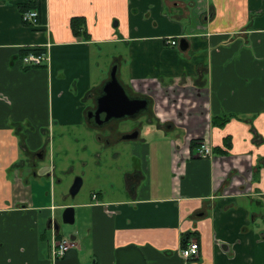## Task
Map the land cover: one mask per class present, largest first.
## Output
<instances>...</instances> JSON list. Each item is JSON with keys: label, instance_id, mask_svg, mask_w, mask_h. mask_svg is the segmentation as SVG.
<instances>
[{"label": "crops", "instance_id": "obj_1", "mask_svg": "<svg viewBox=\"0 0 264 264\" xmlns=\"http://www.w3.org/2000/svg\"><path fill=\"white\" fill-rule=\"evenodd\" d=\"M30 2L36 26L19 8ZM75 17L86 20L89 40L73 34ZM116 44L130 48V64L123 51L110 57L120 82L137 93L152 87L154 117L130 161L121 140L100 136L88 117L110 74L101 46ZM33 50L48 61L26 65ZM215 117L232 118L219 128ZM57 130L108 151L102 160L93 149L84 163L106 174L75 205L79 226L59 230L75 238L81 264H117V250L130 246L146 264H264V0H0V264L53 262V199L38 205L29 154L40 146L22 135L42 132L47 149ZM73 171L62 166L59 177L54 166L48 177L55 185ZM194 239L200 258L185 263L179 251Z\"/></svg>", "mask_w": 264, "mask_h": 264}, {"label": "rangeland", "instance_id": "obj_2", "mask_svg": "<svg viewBox=\"0 0 264 264\" xmlns=\"http://www.w3.org/2000/svg\"><path fill=\"white\" fill-rule=\"evenodd\" d=\"M192 10V9H191ZM164 14L173 15L168 10L163 11ZM185 22V21H184ZM183 22V23H184ZM153 27V24H152ZM102 48H105L104 57L102 60H100L102 63H104V67L109 71V73L112 71V60L110 57L115 55L116 57L119 56V53L122 52V60L125 63L129 61L128 63H131L130 60V48L127 47L124 44H116V45H102ZM117 49V52H114ZM107 51H111L110 54H107ZM122 63V62H121ZM125 63L123 64V74L126 76H123L122 80L125 79V81H128V72L126 71ZM90 118V117H89ZM72 137H66L65 140H62L60 138V132L57 130L55 131V140L53 143V140L50 141V143L47 144V153L46 157L42 160L37 161V172L40 174L38 178H34L33 176L30 179V187L33 189V194L35 198H38V205H43V196L46 197L48 203L52 200L51 206H54L56 208L52 211L53 214V220H55L60 228L61 233H64L63 231L65 229L68 230H74L76 229L79 224L74 225H65L63 223V213L64 210L68 207H72L75 209V205L78 203H81L83 201H90V195L91 192L94 189V184H97L98 177L101 176V178H104V175L106 174V171L101 169L102 171L99 172L95 167V165L88 166L87 164L84 165V163H88V161L92 164L93 163V156L94 152L93 149L100 151L97 146L91 145L90 141V148L86 147L85 150H82L85 147V138H81L78 134H72L70 133ZM75 136V137H74ZM32 137L33 143H38V149L43 148V134L42 132H36V133H24L22 135V138L24 141H26L28 138ZM39 138V139H38ZM78 139V142H76ZM85 142V143H84ZM133 142L130 143H120L119 151H122L127 161H130L132 158L131 152V146L133 145ZM62 145L64 148H62ZM60 148V150H59ZM33 149H30L32 151ZM69 152V153H68ZM33 153V152H32ZM68 153V154H67ZM82 156L80 160L77 159L78 156ZM70 157V158H69ZM67 158V159H66ZM72 158H75L74 160ZM71 159V160H69ZM72 166L74 168L73 172H68L66 174V178L63 179V183H60V180L58 179L56 181V184L54 185L53 182L50 181V175L53 171L54 166L57 167V176L61 177L60 168L62 166ZM90 169H89V168ZM29 168V167H28ZM43 172V173H42ZM43 174V177H42ZM77 178H82L83 180V186L76 197H72L70 194L71 187L73 186L75 180ZM62 179V178H61ZM29 187V188H30ZM76 220V215H75ZM76 222V221H75ZM51 233V232H50ZM23 250V249H22ZM89 259V258H88ZM94 263V260H93Z\"/></svg>", "mask_w": 264, "mask_h": 264}, {"label": "flooded vegetation", "instance_id": "obj_3", "mask_svg": "<svg viewBox=\"0 0 264 264\" xmlns=\"http://www.w3.org/2000/svg\"><path fill=\"white\" fill-rule=\"evenodd\" d=\"M175 45H176V41ZM175 45H171V46H175ZM117 68V76L119 75L118 71H119V67L120 64L118 61L113 62L112 64V68ZM112 69V71H113ZM112 71L109 74V79L97 90L96 94L91 95L92 97H94V102L92 104V108L89 110L88 112V117H90L91 113H92V117H90L91 122L94 124L95 127H97L96 133H100L102 131H105L108 135L112 136L114 138V136H117L118 140H121V143H130L133 142L137 139H139L140 137V133H141V128L143 127L144 123L151 117H154V104L151 101L152 97H151V93L150 90L152 89V87H149V91L146 92H135L133 91V89L127 85H124L122 82L121 84H123L124 88H125V92L128 95V97L131 100H139V101H146V107L141 110L140 112H138L136 115L132 116V117H120V118H114V119H110L109 121H105V119L107 118V115L105 113H101L100 114V120L101 123H98L96 120V112L98 110V103H99V99H101V97L104 96V90L106 85L111 81V74ZM119 78V77H118ZM120 81V79H119ZM97 134V135H98ZM101 136V134H99ZM98 135V136H99ZM97 136V137H98ZM98 138H101V137ZM136 136V138H135ZM110 138V137H108ZM113 143V144H112ZM114 140L108 139L106 141V144L110 145V150H112V155H114V151L112 149V145H114ZM83 149H86V147H84ZM108 151H105V149L103 148L98 156L99 159L104 160V158H106L105 156L107 155ZM46 153H47V149L46 148H41L38 149L37 151L29 154L30 156V160H32L31 162V172L34 178H38L40 176V174L37 172V161L42 160L46 157ZM134 157V156H132ZM132 160H134V158H131ZM133 165V164H132ZM119 169V167H118ZM131 173H133L130 178H131V190L135 191L138 184H137V177L138 174L132 170ZM105 176V175H104ZM107 176V175H106ZM43 177V174H42ZM95 196V197H94ZM93 199H97V196L94 195ZM54 207H51L52 211H53ZM56 208H54L55 210ZM43 210V209H42ZM42 212V211H41ZM51 227H50V231L52 229H54V231L57 233L59 231H57L56 226L58 225V223L53 220L50 221ZM60 227V226H59ZM60 230V228H59ZM72 244V243H71ZM180 256V255H179ZM182 259L183 262L188 263L191 261H195V260H199V258L197 259H191V260H185L182 257H180Z\"/></svg>", "mask_w": 264, "mask_h": 264}, {"label": "water", "instance_id": "obj_4", "mask_svg": "<svg viewBox=\"0 0 264 264\" xmlns=\"http://www.w3.org/2000/svg\"><path fill=\"white\" fill-rule=\"evenodd\" d=\"M184 43V40H182L181 48L184 47ZM103 92L104 96L99 99L98 110L96 112L98 123H101V113H105L107 115L105 121H109L114 118L132 117L146 107V101L131 100L128 97L123 84L119 81L116 67L112 71L111 81L106 85ZM90 117H92V113ZM82 186V178H77L71 187V196L76 197ZM75 221V209L72 207L66 208L63 213V223L65 225H74ZM59 228V225H57V231H59ZM72 241H75V238H72ZM116 259L117 264H146L143 254L134 246L117 250ZM52 264H81L78 251L72 248L63 259L53 261Z\"/></svg>", "mask_w": 264, "mask_h": 264}, {"label": "built area", "instance_id": "obj_5", "mask_svg": "<svg viewBox=\"0 0 264 264\" xmlns=\"http://www.w3.org/2000/svg\"><path fill=\"white\" fill-rule=\"evenodd\" d=\"M23 21L29 23L32 26H36L39 23V12L36 10L28 11L22 15ZM171 45H175L174 41H168ZM48 61V56L45 53L28 54L24 59L23 62L29 66H42L44 63ZM201 153L204 157H211L212 149L208 144L203 143L201 145ZM95 197V196H94ZM50 253H51V260L56 261L63 259L69 249L73 246L71 241L68 239L58 240L57 234L54 229L51 230V237H50ZM200 244L199 242L194 239L191 240L185 247H183L179 251L180 257L185 260L197 259L200 256Z\"/></svg>", "mask_w": 264, "mask_h": 264}, {"label": "trees", "instance_id": "obj_6", "mask_svg": "<svg viewBox=\"0 0 264 264\" xmlns=\"http://www.w3.org/2000/svg\"><path fill=\"white\" fill-rule=\"evenodd\" d=\"M21 13L24 14L28 11H32L36 9V4L35 2H30L27 5H20L19 6ZM25 24H29L27 22H24ZM30 25V24H29ZM71 29L73 31V34L76 37H81L83 39L89 40L90 36L87 34L86 30V20L82 17H75L71 20ZM27 52H32L31 50ZM34 53L39 54L43 53V50H33ZM232 117H215L213 118V123L215 126L221 128L224 127L229 121L231 120ZM58 239H61L59 232H57ZM186 246V243H185ZM184 246V247H185Z\"/></svg>", "mask_w": 264, "mask_h": 264}]
</instances>
